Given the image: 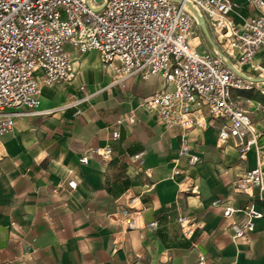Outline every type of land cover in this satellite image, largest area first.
I'll return each instance as SVG.
<instances>
[{
    "label": "crops",
    "instance_id": "1",
    "mask_svg": "<svg viewBox=\"0 0 264 264\" xmlns=\"http://www.w3.org/2000/svg\"><path fill=\"white\" fill-rule=\"evenodd\" d=\"M240 13L253 11L243 6ZM65 49L76 76L44 87L40 96L41 110H56L20 117L0 136V264H196L199 252L206 264H264V217L256 220L249 240L233 242L231 219L222 215L224 206L248 201L264 210L257 190L254 197L233 190V182L255 165L254 147L241 157L231 140L219 142L220 123L206 119V126L188 130L200 161L192 165L178 158L182 129L166 128L141 106L147 96L170 89L161 76L116 82L96 51L79 54L68 44ZM250 76L259 80L255 87L233 96L262 146L264 76ZM78 99L76 106L61 107ZM124 118L110 160L89 152L87 163L78 161L83 152L109 142L115 122ZM139 152L142 163L132 160ZM175 166L179 173L173 175ZM139 192L142 221L156 220V229L127 230L120 222L126 197ZM217 198L223 203L212 205ZM181 216L194 229L191 235L182 233Z\"/></svg>",
    "mask_w": 264,
    "mask_h": 264
},
{
    "label": "built area",
    "instance_id": "2",
    "mask_svg": "<svg viewBox=\"0 0 264 264\" xmlns=\"http://www.w3.org/2000/svg\"><path fill=\"white\" fill-rule=\"evenodd\" d=\"M243 6L253 13L241 15ZM201 19L212 50L204 43ZM66 44L79 54L96 51L102 66L114 70L116 82L161 76L171 86L147 96L141 106L166 128L182 129L178 158L192 165L200 161L189 145L188 130L206 126L207 120L220 123L219 142L231 140L241 157L254 147L255 165L233 182V190L250 197L257 190L264 205V145H257L258 131L233 96V91L251 90L259 82L250 73L264 76V0H0V136L20 117L56 110H41L40 96L44 87L76 76ZM80 102L70 100L61 107ZM125 119L115 122L109 142L83 152L78 161L87 163L89 152L110 160L111 143ZM143 154L132 160L142 163ZM177 173L175 166L173 175ZM142 193L129 194L119 211L127 230L158 227L156 220L142 221ZM222 203L219 198L211 202ZM222 215L231 219V240L247 241L264 210L248 201L241 207L224 206ZM178 223L185 236L193 233L185 217ZM196 264H206L203 253L197 254Z\"/></svg>",
    "mask_w": 264,
    "mask_h": 264
},
{
    "label": "water",
    "instance_id": "3",
    "mask_svg": "<svg viewBox=\"0 0 264 264\" xmlns=\"http://www.w3.org/2000/svg\"><path fill=\"white\" fill-rule=\"evenodd\" d=\"M199 26L201 27V29H202V31H203V33H204V36H205V37H206V38L212 43L211 38H210V35H209V33H208V30H207V28H206V25H205L203 19L200 20V22H199Z\"/></svg>",
    "mask_w": 264,
    "mask_h": 264
},
{
    "label": "rangeland",
    "instance_id": "4",
    "mask_svg": "<svg viewBox=\"0 0 264 264\" xmlns=\"http://www.w3.org/2000/svg\"><path fill=\"white\" fill-rule=\"evenodd\" d=\"M204 41H205V38H204ZM206 42V41H205ZM206 44H207V42H206Z\"/></svg>",
    "mask_w": 264,
    "mask_h": 264
}]
</instances>
